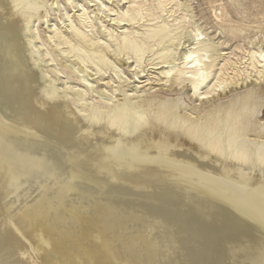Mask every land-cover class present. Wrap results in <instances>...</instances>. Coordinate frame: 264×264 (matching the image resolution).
I'll use <instances>...</instances> for the list:
<instances>
[{
  "label": "bare ground",
  "instance_id": "1",
  "mask_svg": "<svg viewBox=\"0 0 264 264\" xmlns=\"http://www.w3.org/2000/svg\"><path fill=\"white\" fill-rule=\"evenodd\" d=\"M73 5L0 0V264H264V127L250 141L249 118L206 113L249 85L247 68L224 63L200 92L215 61L193 29L159 63L171 88L138 96L121 83L140 62L102 65L67 40ZM246 54L264 66V47Z\"/></svg>",
  "mask_w": 264,
  "mask_h": 264
},
{
  "label": "rangeland",
  "instance_id": "2",
  "mask_svg": "<svg viewBox=\"0 0 264 264\" xmlns=\"http://www.w3.org/2000/svg\"><path fill=\"white\" fill-rule=\"evenodd\" d=\"M57 1L60 3V0ZM72 1L76 8L69 6L63 10L61 7L59 13L65 20V23H60L59 26L62 28L61 31L68 34L67 40L73 45L80 44L83 49L93 53L92 61L102 65L114 66L117 60H121L132 67L136 61L140 62V67L145 71L138 74L140 79L134 78L130 81L124 79L121 83L127 90L137 88L140 91L138 96H141V91H147L149 88H171L170 82H166L167 79L161 74L160 68L166 67V64L159 63L170 60L176 47L187 46L191 40L190 35L194 34L192 30L200 29L203 35L198 46L207 48L215 61L209 83L200 92L210 87L214 82V74L224 63L239 62L243 72L247 68V75H250L247 87L229 94L222 100L221 106L208 107L206 113L212 114L220 110L228 125L243 116L249 118L246 134L243 135L250 141L252 138L248 135L252 134L255 128H259L257 131L260 132L264 127V121L258 127L255 126L254 120L264 114V94L260 93L261 87L264 89V66L261 64L256 70L251 69L247 54V57L240 61L245 51L255 44L264 47V0H92L99 4L101 12L94 2L89 3L90 0H85L86 5H93L86 11L91 20L86 21L81 17L84 11L78 5L80 0ZM101 2L104 5H101ZM162 8L164 12L160 11ZM109 9L114 12H110ZM66 13L71 17L77 30L68 28L71 25L65 17ZM215 15L221 20L216 19ZM123 17L125 21L122 23L113 21ZM52 24V21L48 22L47 25L51 26L48 31H53ZM87 24L92 27H87ZM44 28L46 29V26ZM231 32L235 34L234 37H231ZM55 42L59 44L58 49L69 50L67 44H63L64 38L60 35L53 39L51 45L54 46ZM117 45L122 48L120 56H115L114 53ZM104 52L108 56H105ZM75 53L77 54V51ZM62 57L70 61L75 60V57L70 55L62 54ZM88 72L98 80L105 78L98 82L99 85L104 86L110 79V73L94 75V72L89 70ZM256 78H259V81H256ZM232 85L229 87L240 88L241 82ZM119 95V99H122L121 94ZM198 104L196 102V105Z\"/></svg>",
  "mask_w": 264,
  "mask_h": 264
}]
</instances>
